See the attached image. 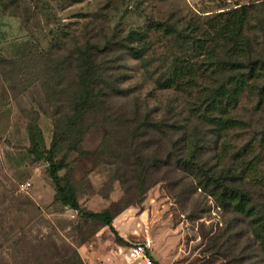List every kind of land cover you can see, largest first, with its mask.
I'll use <instances>...</instances> for the list:
<instances>
[{
    "label": "rangeland",
    "instance_id": "374dc122",
    "mask_svg": "<svg viewBox=\"0 0 264 264\" xmlns=\"http://www.w3.org/2000/svg\"><path fill=\"white\" fill-rule=\"evenodd\" d=\"M251 1L124 0L110 14L106 9L100 11L106 0H89L64 9L56 0H26L28 5L17 8L9 0H0V55L15 57L27 50L47 49L59 25L78 36L90 34L100 28L94 24L98 20L92 23L97 14H107L110 28L120 21L129 30L149 21L205 19ZM24 6L29 7L27 25L23 22ZM87 21L89 26L82 27ZM259 35L257 29L248 32L249 38ZM156 39L152 37L158 44L153 48L155 55H166L164 42ZM126 67L130 75L124 83L127 91L114 98V111H109L113 118L119 115L134 125L152 112V116H165L166 123L171 124L178 116H186L180 96L157 89L139 60L128 57ZM2 92L6 94L0 81V98ZM7 93L8 107L0 113V264H66L74 258L75 251L83 264H130L127 250L136 244L145 245L146 253L158 264H264V252L252 239L247 225L236 222L232 231L227 232L225 228L232 215L223 212L212 196L195 187L186 173L171 164L161 166L168 152L174 151L161 130L156 128L157 132H153L155 127H142L140 132L144 136L133 141L131 150L121 147L125 127L117 124L110 130L104 152L99 149L105 130L100 125L92 127L79 151L67 155L68 169L59 172L73 185L84 211L109 208L113 212L112 225L124 242H116L107 226L86 221L76 211L54 202L48 164L34 160L29 153L28 120L21 112L22 108L30 115L39 114L38 124L49 147L53 108L43 101L36 86L19 94L16 100L10 91ZM135 104H139V112L135 111ZM239 113L253 129L222 132L223 140L235 146L263 127L264 104L258 105L245 92ZM147 140L150 142L146 143ZM261 149L256 145L253 156L260 155ZM142 162L154 164L148 174H142L140 167L134 165ZM254 176L264 179V157ZM25 183H29L26 188L21 186ZM256 199V203L264 204V192H259ZM241 259L242 263H238Z\"/></svg>",
    "mask_w": 264,
    "mask_h": 264
},
{
    "label": "trees",
    "instance_id": "16d2710c",
    "mask_svg": "<svg viewBox=\"0 0 264 264\" xmlns=\"http://www.w3.org/2000/svg\"><path fill=\"white\" fill-rule=\"evenodd\" d=\"M25 1L9 0L15 8L28 5ZM56 1L64 9L89 0ZM123 2L106 0L100 11L106 9L111 14ZM24 7L23 22L27 25L29 7ZM263 9L264 0H252L205 19L149 21L129 30L120 21L110 28L106 13L102 17L97 14L98 18L92 14V23L98 20L94 24L100 28L90 34L78 36L59 25L47 49L27 50L15 57L0 55L1 87L6 89V94L2 92L0 98V113L8 107L7 92L16 100L33 86L40 89L43 101L53 108L49 147L38 124L39 114L30 115L22 108L21 112L28 120L29 153L34 160L48 164L54 202L76 211L86 221L107 226L116 242H124L112 225L113 212L109 208L100 212L84 211L73 185L59 172L68 169L67 155L79 151V145L92 127L100 125L105 130L100 152L108 147L110 130L117 124L125 127L121 147L131 150L133 141L144 136V132H140L142 127H155L153 132H157L156 128L161 130L162 137L174 151L168 152L161 166L171 164L186 173L195 187L212 196L223 212L232 215L233 222L231 219L226 231H232L236 222L244 223L264 252V204L256 203L257 194L264 192V179L254 176L255 168L264 157V125L239 146L225 142L222 134L253 129L239 113V102L245 92L253 96L258 105L264 104ZM86 26H89L88 21L82 27ZM256 29L259 37L249 38L248 32ZM152 37L164 42L166 55H155L153 48L158 44ZM128 57L145 66L157 89L180 96L185 117L177 115V120L167 124L165 116H152L149 110L151 114L140 120L136 117L139 121L134 125L119 115L112 117L109 111H114V98L127 91L124 83L130 78L126 67ZM184 98L189 100L184 101ZM134 107L139 112V104ZM256 145L262 148L261 153L253 156ZM249 156L253 157L247 160ZM134 165L140 167L142 174H148L154 166L147 162ZM73 257L66 264H83L77 251ZM149 257L153 264H158Z\"/></svg>",
    "mask_w": 264,
    "mask_h": 264
},
{
    "label": "built area",
    "instance_id": "2783aa9c",
    "mask_svg": "<svg viewBox=\"0 0 264 264\" xmlns=\"http://www.w3.org/2000/svg\"><path fill=\"white\" fill-rule=\"evenodd\" d=\"M29 183L22 184L26 188ZM127 259L130 264H152L151 258L146 253L145 245L136 244L127 250ZM147 254V255H146Z\"/></svg>",
    "mask_w": 264,
    "mask_h": 264
}]
</instances>
